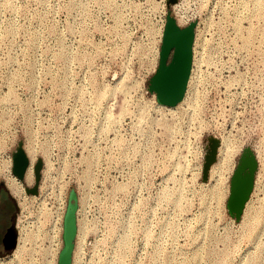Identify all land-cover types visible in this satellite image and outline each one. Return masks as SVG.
<instances>
[{
    "label": "rangeland",
    "instance_id": "374dc122",
    "mask_svg": "<svg viewBox=\"0 0 264 264\" xmlns=\"http://www.w3.org/2000/svg\"><path fill=\"white\" fill-rule=\"evenodd\" d=\"M156 1L0 0V227L7 192L23 243L0 253V264L51 263L55 197L69 189L71 264H264V0H176L195 23L189 75L198 76L200 101L207 83L203 123L188 129L186 103L167 112L126 76L130 49L151 38ZM196 129L220 138L204 180L180 156ZM112 134L143 173L121 176L108 165ZM17 141L30 166L22 182L10 171ZM242 146L256 164L235 218L224 206L225 173ZM37 157V190L25 194Z\"/></svg>",
    "mask_w": 264,
    "mask_h": 264
},
{
    "label": "flooded vegetation",
    "instance_id": "af4514ba",
    "mask_svg": "<svg viewBox=\"0 0 264 264\" xmlns=\"http://www.w3.org/2000/svg\"><path fill=\"white\" fill-rule=\"evenodd\" d=\"M171 18L173 20V22H172L173 24L171 25V27L167 28L166 38L164 39L163 42L161 40V37H162V32H161L160 42L158 44L157 57H156V61H155L154 71L156 69H158V72L161 73V76H160V79L158 81L157 88L156 89H149L147 86L148 85V79L146 81L147 91L150 94V96L153 98L156 105L161 107V108L163 107L162 109H164L167 112H168V110H174V108L177 106V104L180 101H182L185 104L186 101H188L190 97H192L191 99H195V98L199 97L198 96L199 94L197 95V91L194 90L196 87V84L194 82L191 83L192 81H194V79L198 82L199 81L198 76L197 77L194 76L193 79L190 81V85H189L190 77H192L189 74H190V70H191V43H192V38H193V28L195 25L194 20H189L186 23H184V25H185L188 22H192V36H191L190 43L185 47L183 46V48H182V44H180L178 42L179 40H177V39L174 40L173 38L171 39L170 35H177V33L180 31V28L183 25H180L173 17H171ZM163 26H164V24H163ZM162 30H163V28H162ZM183 56H185L186 59H184ZM204 85H205L204 88H202L200 90L201 95H203L202 96L203 99L201 100L202 102L200 101L201 107L205 101V98H206L205 95H206V91H207V86H206L207 83ZM179 87H181L180 96L175 102L166 103V102H163V101L157 99V95L159 97L172 95L175 92V90H177ZM179 106L182 107L181 104ZM208 136H205V138L203 140L205 149H206L207 144H208V141H207ZM210 136H212L216 139V147H217V145L219 143L217 137L215 135L214 136L210 135ZM255 160H256V158H255L254 153L252 152L251 148L249 146H242L238 155L236 156V158H234V160H233V162L229 168V171H228V174H227L226 180H225L227 193H226V197H225V201H224V206H225L226 211L229 215H232V214H230L229 211L227 210V206L225 204L226 199L230 195V193H235V192L242 193V192H244L246 190L248 184H249V186H248L249 188L246 190V194L248 195L249 190L252 186V176H253V172H254L255 164H256ZM32 177H33V175H32ZM23 180H24V173H23L22 179L18 180V181L22 182ZM0 187H3V186L0 185ZM22 188H23V192H24V186ZM70 191H71V189L67 190L66 194L64 195V203H63L62 211L60 213V218L58 221L59 230H58L57 237L54 241L55 250H54V257H53L52 264H61L60 261L62 262V260H63V256L61 255V257H60L59 252H60V250L63 246V243H64L63 215H64V212L66 209L67 202L72 201V199L68 198ZM25 194H30V193H25ZM6 197H7V200H5L1 204V216H2L3 221H4L3 223H6V224L1 225V227H0V253L8 250V247L12 241V232H14V234H16V232H17V230L15 229L16 212L11 211L9 208L11 206L15 207V205L18 203H17V201H15V203H14V201H12L10 199V197L7 195V192H6ZM76 201H77V199L75 196V209H74L75 231H74V234H73L72 239H71L72 247L70 250L69 264H71V262H72V249H73V243H74L73 241H74L75 232H76V220H75ZM69 236H70V232L68 230H66L65 231V238L67 241L69 239ZM15 238H16V235H15Z\"/></svg>",
    "mask_w": 264,
    "mask_h": 264
},
{
    "label": "built area",
    "instance_id": "2783aa9c",
    "mask_svg": "<svg viewBox=\"0 0 264 264\" xmlns=\"http://www.w3.org/2000/svg\"><path fill=\"white\" fill-rule=\"evenodd\" d=\"M176 3H177L176 0L168 5L166 4V0H157L154 3V6L151 7L150 12H152L153 16L155 15L157 18L155 19L151 27V38L147 40V43L142 45H137L134 49L131 48L130 53L132 50L131 53L132 58L131 56H127L126 60L123 63L125 65V69L127 72L126 76L129 78L130 82L133 83L134 89L140 91L141 93L143 92L144 94H149L146 87V81L154 71L155 61L157 57V49H158V44L160 42L165 16L170 15L179 24H184L187 21L191 20L190 15L188 16L187 14L184 13H177V10L174 8ZM133 54L135 55L134 58H133ZM188 117L189 115L187 116L186 129H188L189 124H193L192 123L193 119L190 120ZM201 120L203 123L202 118ZM188 132L190 131L188 130L185 133L186 137L184 139V145H183L184 150L183 153L180 155L181 161L182 164H184L186 171L189 173V175L194 177H199L201 176L203 156L205 153V146L203 143L204 139H202L203 131L196 129V131L194 132L191 131L192 135H189ZM113 135L114 134H112V136L110 138L108 137L107 139L108 165L111 166L121 176L143 173L144 164L141 163V158L136 156L137 154L133 152V150L128 145L125 138L119 137L118 139L114 140ZM218 141H219L218 143L219 145L220 138L218 139ZM217 147L215 149L214 158L217 157ZM234 158H235V153L232 155V162ZM152 163L153 162H151V165ZM211 164L212 162L210 163V165ZM210 165L208 166L207 169V175ZM155 168H156V164L154 163V167L151 166L149 170L154 171ZM225 174L227 176L228 172H226ZM60 194H57V196L55 197V199H57L56 202L57 215H55L56 227L53 235L54 239H56L58 234L59 226L57 223L59 221L60 213L62 211V206L64 203V196L61 197ZM52 261L50 264H52Z\"/></svg>",
    "mask_w": 264,
    "mask_h": 264
},
{
    "label": "water",
    "instance_id": "95a60500",
    "mask_svg": "<svg viewBox=\"0 0 264 264\" xmlns=\"http://www.w3.org/2000/svg\"><path fill=\"white\" fill-rule=\"evenodd\" d=\"M175 0H166V4L173 3ZM173 20L169 15L165 16L164 26L162 30V42L166 38L167 28L171 27ZM171 39L179 40L178 42L182 44L183 46H187L191 41L192 36V22H188L187 24L183 25L180 28V31L177 33V35H170ZM184 59H186L185 56H183ZM161 73L158 72V69H156L149 77H148V88L149 89H156L158 86V81L160 79ZM181 92V87H179L172 95L169 96H161L159 97L157 95V99L161 100L166 103H173L175 102ZM207 147L205 149V153L203 156V163H202V170H201V176L200 178L204 180L207 176V169L211 162L214 160L215 155V149H216V139L212 136L207 137ZM11 159V166L10 171L13 174V176L21 180L23 177L24 170L26 166L28 165V158L26 156V153L24 149L22 148L21 142L17 141L14 149L11 151L10 154ZM256 163V160H255ZM40 167H41V159L39 157L35 158V161L32 164V175H33V182L30 186H24V192L35 194L37 190V182L39 179L40 174ZM234 177V176H233ZM2 183V181H0ZM249 186V184H248ZM247 186L246 190L249 188ZM246 190L242 193H230V195L226 199V206L227 210L230 214H232L235 218L238 217L239 213L242 210L243 204L246 200L247 194ZM69 199H72V201H68L66 205V209L63 215V237H64V243L63 246L59 252V255L63 256L61 264H69V258H70V250L72 247V236L75 231V223H74V209H75V195L73 191L71 190L68 195ZM68 230L70 232V236L68 241L65 238V231ZM15 234L12 232V241L9 245L8 249H12L15 245ZM60 259V258H59Z\"/></svg>",
    "mask_w": 264,
    "mask_h": 264
},
{
    "label": "bare ground",
    "instance_id": "6f19581e",
    "mask_svg": "<svg viewBox=\"0 0 264 264\" xmlns=\"http://www.w3.org/2000/svg\"><path fill=\"white\" fill-rule=\"evenodd\" d=\"M198 62H199V59H198ZM199 69V68H198ZM194 76H196L197 77V75H193L192 77H191V80L193 79V77ZM189 94V93H188ZM191 95V94H190ZM186 96V95H185ZM195 96V95H194ZM193 96V97H194ZM200 96V95H199ZM186 98V97H185ZM192 97H190L189 98V100L188 101H186V105H185V107H183L182 108V110H180V111H182L183 113H187V114H189V116H190V118L191 119H198L199 120V122L201 123L202 122V120H201V118H200V116H199V112H200V105H201V102H200V97H197V98H195V99H191ZM160 108V107H159ZM168 112H176V110H168ZM229 149H228V146L226 147V152L228 151ZM223 152V151H222ZM223 155V154H222ZM229 156V155H228ZM224 157V156H223ZM223 157H221V158H223ZM221 160V159H220ZM222 161H224V160H222ZM226 169H228V168H226ZM30 171V166H29V164L26 166V168H25V170H24V174H27L28 172ZM12 179H14V178H12ZM15 180V179H14ZM16 181V180H15ZM10 185H11V189H12V191L13 192H17L18 190H19V188L17 187V185H15V184H13L11 181H10ZM83 228V224H82V222L81 221H79V229L81 230ZM24 230V229H23ZM25 232H21V234H24ZM18 238V241H22V242H24V240L26 239V234H24L23 236H18L17 237ZM8 242V241H7ZM6 242V243H7ZM16 245V246H15ZM15 245H14V247H15V249H14V253L15 252H20V250H22V246H23V243H21V244H19L17 241H15Z\"/></svg>",
    "mask_w": 264,
    "mask_h": 264
}]
</instances>
